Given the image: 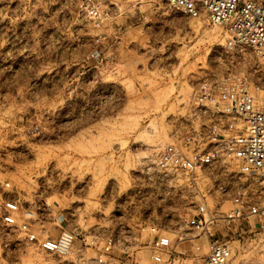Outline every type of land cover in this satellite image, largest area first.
I'll list each match as a JSON object with an SVG mask.
<instances>
[{
    "label": "rangeland",
    "instance_id": "rangeland-1",
    "mask_svg": "<svg viewBox=\"0 0 264 264\" xmlns=\"http://www.w3.org/2000/svg\"><path fill=\"white\" fill-rule=\"evenodd\" d=\"M78 1L0 0V212L4 201L18 200L37 213L36 229L51 237L74 231L79 247L119 229L138 237L139 225L175 228L204 196L235 263L264 264V229L224 220L227 178L192 181L154 167L172 134L207 125V116L190 115L199 85L249 77L255 55L166 0H97L106 12L100 28ZM0 232L9 264L69 263L39 253L1 222Z\"/></svg>",
    "mask_w": 264,
    "mask_h": 264
},
{
    "label": "built area",
    "instance_id": "built-area-1",
    "mask_svg": "<svg viewBox=\"0 0 264 264\" xmlns=\"http://www.w3.org/2000/svg\"><path fill=\"white\" fill-rule=\"evenodd\" d=\"M166 2L169 8L190 17L203 15L210 25L224 29L228 42L252 51L257 64L249 77L223 76L216 84H200L190 115L197 121L207 116V125L192 129L184 138L172 134L171 141L155 153L154 167L162 175L192 181L200 177L210 181L215 176L227 178L231 189L225 222L264 229V0ZM77 5L94 28L104 25L106 12L99 1L79 0ZM255 180L259 188L251 185ZM35 214L30 208L22 211L18 200H6L0 222L18 230L23 241L39 253L66 258L67 264H236L230 240L213 230L215 217L204 196L193 213L179 218L175 228L139 225L138 237L146 234L147 243L130 230L119 229L102 236L90 235L83 239V246L77 247L76 232L61 229L51 237L36 229ZM63 219L62 214L57 216L58 221ZM194 238L199 242L193 243ZM2 245L0 232V264H9ZM200 246L205 252L194 255L193 250Z\"/></svg>",
    "mask_w": 264,
    "mask_h": 264
},
{
    "label": "bare ground",
    "instance_id": "bare-ground-1",
    "mask_svg": "<svg viewBox=\"0 0 264 264\" xmlns=\"http://www.w3.org/2000/svg\"><path fill=\"white\" fill-rule=\"evenodd\" d=\"M164 133V132H163ZM164 137H166L165 136V133H164ZM164 141V140H163ZM160 144V141H157L155 144H153L152 146L154 147V149H151L150 151H154L155 150V147L156 146H158ZM152 147V148H153ZM145 158H148V155L146 154L145 156H144ZM229 206H230V204H229V202H228V205H225L224 207H225V209H228L229 208ZM36 261H38L39 263H43V264H49V260L47 259V258H42V257H39V258H37V260Z\"/></svg>",
    "mask_w": 264,
    "mask_h": 264
}]
</instances>
